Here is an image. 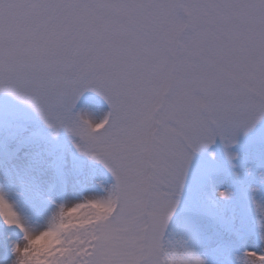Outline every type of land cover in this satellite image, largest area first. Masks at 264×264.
Segmentation results:
<instances>
[{
	"label": "snow or ice",
	"instance_id": "snow-or-ice-1",
	"mask_svg": "<svg viewBox=\"0 0 264 264\" xmlns=\"http://www.w3.org/2000/svg\"><path fill=\"white\" fill-rule=\"evenodd\" d=\"M0 264H264V0H0Z\"/></svg>",
	"mask_w": 264,
	"mask_h": 264
}]
</instances>
